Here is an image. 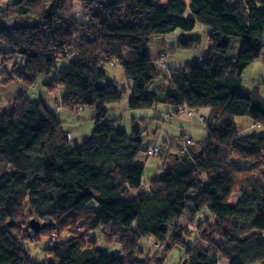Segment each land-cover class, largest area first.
Wrapping results in <instances>:
<instances>
[{"label":"trees","instance_id":"1","mask_svg":"<svg viewBox=\"0 0 264 264\" xmlns=\"http://www.w3.org/2000/svg\"><path fill=\"white\" fill-rule=\"evenodd\" d=\"M71 2L0 0V54L23 58L17 79L29 73V88L47 77L48 89L59 87L60 106L96 110L80 145L70 144V132L41 100L20 94L0 110V264H40L29 260L27 244L44 236L41 250L50 260L41 264H150L156 242L166 247L154 264H164L174 247L183 249L178 264H264V136H241L234 124L248 117L264 126V97L255 89L240 94L251 60L231 57L232 41L246 40L264 60V0H78V14ZM196 25L206 27L204 58L166 71L158 66L150 40ZM109 62L130 81L131 110L199 116L210 109V146L200 144L198 152L187 135L164 140L170 145L155 146L156 155L171 150L174 158L158 179L143 183L136 156L150 145L142 131L133 124L128 134L106 120L124 92L107 80ZM163 76L160 97L162 84L153 83ZM244 161L246 168L236 163ZM190 205L205 210L192 229L179 221L197 218ZM26 219L44 227L17 228Z\"/></svg>","mask_w":264,"mask_h":264},{"label":"rangeland","instance_id":"2","mask_svg":"<svg viewBox=\"0 0 264 264\" xmlns=\"http://www.w3.org/2000/svg\"><path fill=\"white\" fill-rule=\"evenodd\" d=\"M71 1H74L71 3L72 7H74L75 14L80 13L81 4L78 2V0ZM166 1L167 0H154L155 3L160 4ZM6 22L9 26L13 25L12 18L7 19ZM205 30L206 27L196 25V27L192 31L176 30L166 35L153 37L148 43L149 52L154 59H159V65L167 62V69L177 68L189 63L199 62L204 58L205 50L207 49V38ZM194 38L200 39L199 43L197 42L196 47L181 48L178 46V43L181 40H189ZM242 42V44H247L249 46V43L246 40H242ZM237 43L238 42L233 43L234 47L232 48V54L235 57H243L244 59L249 58L251 60L250 64L244 69L242 73V87L248 91L255 89L258 94L257 97L263 99V57L258 56L254 58L253 51L251 52V49H248L247 45H244L242 47ZM69 55V53L65 54V58L68 59L70 57ZM23 62V58H21V56L19 55H14V53H5L4 56L0 54V67L2 70L0 71V110L2 111L5 108L9 107L14 98L20 94H24L26 98L30 100H41L47 108L55 113L57 119L59 120L60 128L65 132H70L66 133L65 135V137L71 138L70 144L80 145L86 138L91 135V132L94 129L96 110L89 107H84V109L82 110L81 108L69 109L67 107L60 106L59 87L57 84H55L50 89H48L49 87L47 88L43 83L44 79L47 80V77L40 78L34 85L30 86L29 88H25L28 87L26 86L28 85L27 81L30 82V78L28 77L29 73L22 76V79H24L22 80L23 82L17 79V77L20 78L21 73V71L19 72L18 67H20ZM3 65H5V68H2ZM105 70L107 73V80L113 83V85L118 89L124 90V92H122L121 100L114 105L108 106V114L106 118L107 122L111 125L115 124L117 127L125 130L128 134H132V125L134 124L139 130L142 131L145 146L148 144L152 147L156 146L161 149L166 145H170L169 143L165 144L164 140L174 142V140H171L172 137L177 138L180 136V133L183 132L182 130H179L180 127H182L183 130H186V135L192 137L193 139L199 138L202 135L209 136L212 134L213 130L211 128L205 130L204 124H206V122H203L201 120L199 121V116L202 114H200L199 116H192L186 110L184 115L175 113L169 114L171 115V118L167 120L168 118L165 119L166 113H164L158 115V117H160L161 119L159 120L156 118H151L152 116H154V111L152 110L129 109L128 101L130 98V93L128 87L130 85V81L126 78L123 69L117 64L115 66L107 65L105 67ZM6 78H8L9 80L5 81V84H2V81ZM161 80L164 81V76L161 79H158V82L156 81L153 84H162ZM162 86L164 87V89L161 92H155L160 97L165 93L167 81L166 85L162 84ZM148 91L151 92V87H149ZM144 116H147L148 118H138ZM174 117L178 118L174 119ZM182 117L185 118L184 121H181L180 118ZM133 118H135V120H133ZM234 124L236 130H238V134L241 136L248 134H257L264 136V126L260 124L258 126H254L251 118L237 117L234 120ZM199 145V143L195 144V148L198 152L200 151L197 147ZM173 158L174 157L171 154V150L169 151V153H165V155L148 156L144 152L138 154L136 156V163L143 167V183L147 184L152 179H158L162 173V169L167 166L168 163H171ZM236 163L240 167L246 168V161L242 163ZM6 170L11 172L12 168L10 166H7ZM235 198L236 195L235 193H233L230 196V200L234 201ZM190 210H192V212L194 213V217L197 218H192V216L184 214V216L179 221L182 225H186V227H190L192 229V226L195 225V221H201V217L205 216V210L196 206H192ZM29 222L30 221H27L26 219L25 222L20 223L17 228L27 232H33L29 227ZM198 225H202V223H199ZM25 235H28V233H26ZM192 236H196V233L194 231L192 232ZM189 241L190 240L188 239V242ZM146 242H148V240H143L145 249L148 248ZM45 243H47V238H45L44 236L39 239L37 244H27L29 246V252H27L30 261L41 264L50 260V256L47 255L46 252L41 250V246L43 247ZM116 246L117 245L114 244L111 247L112 249H116ZM165 247V245L158 242L152 244V248L155 253H153L151 257L150 264H154L153 257L156 259L161 258L165 255ZM182 260L183 249L180 247H174L167 252V259L165 260L164 264H178ZM220 264H226V262H222Z\"/></svg>","mask_w":264,"mask_h":264},{"label":"crops","instance_id":"3","mask_svg":"<svg viewBox=\"0 0 264 264\" xmlns=\"http://www.w3.org/2000/svg\"><path fill=\"white\" fill-rule=\"evenodd\" d=\"M184 1H186V0H184ZM235 42H238L237 44H239V46H244V45H247V44H242L243 42H242V40H235V41H232V43H231V47L233 48L234 47V44L233 43H235ZM247 47H248V49H249V46L247 45ZM230 54V53H229ZM252 56V55H251ZM231 57L232 58H240V57H235L233 54H232V52H231ZM239 92H240V94L241 95H243V96H250V91H248V90H245L243 87H241L240 88V90H239ZM162 112H166V109H163V110H161V113ZM200 114H202L203 116H206V118H207V120H208V124L210 125V126H212V121H213V119H212V114H213V112L210 110V109H203L202 110V112L200 113ZM182 115H184V114H182ZM179 116H181V115H179ZM175 118H178V117H174V119ZM181 119V121H184L185 120V118L184 117H182V118H180ZM251 124V123H250ZM179 130H182L183 132H185V133H183V132H181L180 133V135H182V136H184V135H186V130H183L182 129V127H180V129ZM207 135V134H206ZM207 136H204V135H202L201 137H199V138H192V140H194V142H195V144H203V146H205L206 145V141H207V138H206ZM196 142H198V143H196ZM209 145V144H208ZM208 145H206L205 147H207ZM210 146V145H209ZM171 154L172 155H174V152L172 153L171 152Z\"/></svg>","mask_w":264,"mask_h":264},{"label":"clouds","instance_id":"4","mask_svg":"<svg viewBox=\"0 0 264 264\" xmlns=\"http://www.w3.org/2000/svg\"><path fill=\"white\" fill-rule=\"evenodd\" d=\"M154 1V0H153ZM155 3V2H154ZM156 4H160V3H156ZM163 4V3H162ZM158 63H160L159 62V59L156 61V64L158 65V66H160L161 68H164L165 69V71L167 70V67H168V65H167V62H164L162 65H159ZM109 65H111V66H114V64L113 63H111V62H109ZM160 89V91H162L163 89H164V87L162 86V87H160L159 88ZM186 109V108H185ZM185 109H183L181 112H183ZM188 109V108H187ZM161 110H163V109H158V111H156V108L154 109V111H156V112H158V114L160 113V114H164L165 112H162L161 113ZM189 110V109H188ZM187 110V111H188ZM191 111V110H190ZM166 117H165V119H167V120H169L170 118H171V115H169L167 112H166ZM158 119L160 120V118L158 117ZM199 120H201V121H203V122H206V124H204V126H205V130H207L208 128H211V127H206V125H209V124H207L208 123V120H207V118H205V116H203V115H200L199 116ZM253 125L254 126H258L259 125V123H255V122H253ZM212 129V128H211ZM206 134H207V132H206ZM66 135V134H65ZM67 139H71V138H68V137H66ZM190 143L191 141L188 139L187 140V142L186 143ZM148 149H154V147H151V146H149L147 149H146V154L148 155V156H155V155H149L148 153H147V151H148ZM156 149V148H155ZM158 152H159V150H158Z\"/></svg>","mask_w":264,"mask_h":264},{"label":"water","instance_id":"5","mask_svg":"<svg viewBox=\"0 0 264 264\" xmlns=\"http://www.w3.org/2000/svg\"><path fill=\"white\" fill-rule=\"evenodd\" d=\"M29 227L31 229H35L36 231H39L40 228H43L44 227V225H40L39 222H37L35 220H30Z\"/></svg>","mask_w":264,"mask_h":264},{"label":"built area","instance_id":"6","mask_svg":"<svg viewBox=\"0 0 264 264\" xmlns=\"http://www.w3.org/2000/svg\"><path fill=\"white\" fill-rule=\"evenodd\" d=\"M147 153H148L149 155H155V154L158 153V150H157V149H148Z\"/></svg>","mask_w":264,"mask_h":264}]
</instances>
